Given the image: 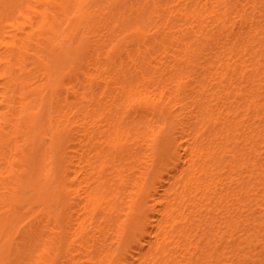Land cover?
I'll return each instance as SVG.
<instances>
[{
	"label": "bare ground",
	"instance_id": "1",
	"mask_svg": "<svg viewBox=\"0 0 264 264\" xmlns=\"http://www.w3.org/2000/svg\"><path fill=\"white\" fill-rule=\"evenodd\" d=\"M263 201L264 0H0V264H210Z\"/></svg>",
	"mask_w": 264,
	"mask_h": 264
},
{
	"label": "rangeland",
	"instance_id": "2",
	"mask_svg": "<svg viewBox=\"0 0 264 264\" xmlns=\"http://www.w3.org/2000/svg\"><path fill=\"white\" fill-rule=\"evenodd\" d=\"M156 218L158 217H151L150 219L154 220ZM200 218L202 217H198V219ZM204 218L207 223L214 221V225L216 226L214 231L223 230L224 233L226 231L224 241H217L219 247L216 248L215 260L210 264H264V217ZM196 223L198 222L196 221ZM150 228H152L151 225ZM206 242L207 240L200 244H190L187 250L178 249L176 252H181L185 255L188 251H198L200 248L206 246ZM135 250L136 252L138 251L137 247L133 251ZM209 252V250L206 251L207 256H209ZM133 253L131 252V254ZM128 259L134 260L133 255L129 254ZM187 261L183 259L184 263ZM123 262L120 264H125Z\"/></svg>",
	"mask_w": 264,
	"mask_h": 264
}]
</instances>
